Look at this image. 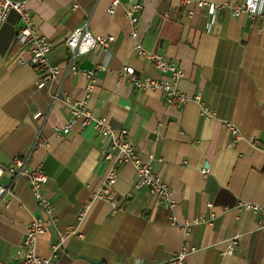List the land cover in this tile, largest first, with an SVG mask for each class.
Wrapping results in <instances>:
<instances>
[{
	"label": "crops",
	"instance_id": "1",
	"mask_svg": "<svg viewBox=\"0 0 264 264\" xmlns=\"http://www.w3.org/2000/svg\"><path fill=\"white\" fill-rule=\"evenodd\" d=\"M14 1L24 2L37 30L50 40L49 63L62 71L37 87L40 70L17 62L29 56L15 41L21 22L10 10L0 22V165L14 156L41 163L47 175L42 193L55 209V227L81 234L66 237L52 256L49 227L36 253L55 264H157L187 241L196 249L185 264H264V211L250 208L264 205V19L233 16L230 7L241 0H119L113 12L111 0ZM132 3L141 5L137 42L182 69L177 88L187 96L184 103L165 105L160 91L136 89L118 78L123 66L167 78L133 50L124 14ZM258 12L264 13V2ZM84 23L93 35L113 39L106 51L76 57L77 72H64L65 39ZM91 69L93 116L125 129L141 159L160 158L153 165L172 189V208L144 188L133 189L134 168L121 163L113 200H92L79 217L101 187L109 165L103 152L110 150L111 138L91 125L60 135L54 129L66 122L69 104L83 96L88 79L82 72ZM228 122L240 133L233 147ZM0 181L13 193L0 199L2 263L20 256L28 222L40 210L24 178ZM201 214H213L212 224L193 223L185 238L179 224Z\"/></svg>",
	"mask_w": 264,
	"mask_h": 264
},
{
	"label": "built area",
	"instance_id": "2",
	"mask_svg": "<svg viewBox=\"0 0 264 264\" xmlns=\"http://www.w3.org/2000/svg\"><path fill=\"white\" fill-rule=\"evenodd\" d=\"M259 2H264V0H241L236 2L230 7L231 14L233 16L244 14L250 19L255 15H259L264 19V13L258 12ZM118 3L119 0H111L109 12H113ZM202 5H204V2H197L198 7ZM140 8L141 5L139 3H132L124 10V14L130 25L129 36L134 40L133 50L138 56L149 60L156 70L167 74V78L157 79L146 74H138L131 66H123L116 74L121 81L133 88L160 91L165 105H170L174 102L182 104L187 100V96L177 88L178 80L183 75L182 69L159 53L146 51L136 40ZM10 10L16 11L21 22L15 35V41L22 46L24 52L29 56L27 60L20 57L17 59V62L21 64L26 63L40 70L37 87L42 88L53 79H56L62 69L57 65L49 63L47 53L51 46L50 40L37 30L30 12L25 8L24 2L0 0V22L6 19ZM112 39V36L109 34L103 36L93 35L88 29L87 23L74 28L65 39L69 56L63 67V71L77 72L78 64L75 60L76 57L85 55L93 49L106 51ZM93 72L94 69L82 72L88 79L86 90L81 98L69 104L70 112L66 122L54 129L55 134L60 135L67 134L76 126L85 127L91 125L94 132L111 138L110 150L103 152L104 159L109 162V165L101 187L93 191L90 199L83 204L79 217L82 218L92 200L102 199L106 202L113 200V185L118 177L117 167L121 163H129L134 168L133 189L144 188L149 195L155 197L156 202L172 208L174 205L172 189L157 174L153 165L154 161H160V158L149 154L146 160L141 159L137 147L131 143L125 129L116 130L108 124L105 118L93 116L88 107L89 93L93 87ZM39 115V113H36L33 117L37 118ZM225 126L231 137L229 146L233 147L235 141L240 138V133L233 123L228 122ZM113 152H116V155H113ZM27 159V157L14 156L6 165H0V179L3 176L10 178L12 181L17 178H24L40 210V215L31 218L28 222L24 237L19 245L20 256L15 260L5 261L0 264H55L52 257H42L36 253L38 238L45 235L48 228L52 227L54 237L50 240V252L54 256L66 237H80L81 234L73 227H68L65 231H61L55 227V209L51 201L42 193V187L47 181V175L43 171L41 163L28 164ZM5 193L13 195L10 189L0 181V199ZM250 208L255 213L264 211V205L260 204H251ZM170 218L171 222L174 223L176 221L175 217L171 216ZM213 219V214H208L207 216L201 214L193 221L186 220L182 224H179V227L186 238L191 231L193 223L205 222L211 225ZM236 238L237 236L233 237L232 244L236 243ZM195 249L192 244L185 241L171 258L157 264H185L187 256L194 252ZM230 249L231 246L227 252Z\"/></svg>",
	"mask_w": 264,
	"mask_h": 264
}]
</instances>
